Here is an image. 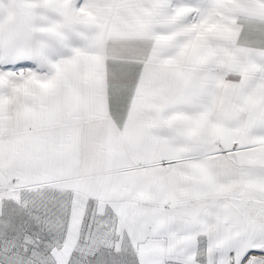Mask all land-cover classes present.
I'll list each match as a JSON object with an SVG mask.
<instances>
[{
    "label": "snow or ice",
    "instance_id": "1",
    "mask_svg": "<svg viewBox=\"0 0 264 264\" xmlns=\"http://www.w3.org/2000/svg\"><path fill=\"white\" fill-rule=\"evenodd\" d=\"M0 264H264V0H0Z\"/></svg>",
    "mask_w": 264,
    "mask_h": 264
}]
</instances>
